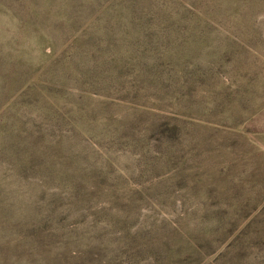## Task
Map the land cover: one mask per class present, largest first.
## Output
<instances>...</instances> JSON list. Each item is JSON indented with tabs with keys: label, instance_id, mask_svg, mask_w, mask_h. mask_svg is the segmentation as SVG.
Listing matches in <instances>:
<instances>
[{
	"label": "rangeland",
	"instance_id": "374dc122",
	"mask_svg": "<svg viewBox=\"0 0 264 264\" xmlns=\"http://www.w3.org/2000/svg\"><path fill=\"white\" fill-rule=\"evenodd\" d=\"M0 264H264V0H0Z\"/></svg>",
	"mask_w": 264,
	"mask_h": 264
}]
</instances>
